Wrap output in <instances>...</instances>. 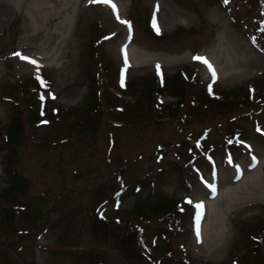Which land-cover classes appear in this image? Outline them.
<instances>
[{"label":"rangeland","instance_id":"374dc122","mask_svg":"<svg viewBox=\"0 0 264 264\" xmlns=\"http://www.w3.org/2000/svg\"><path fill=\"white\" fill-rule=\"evenodd\" d=\"M42 1L0 0V188L9 169L24 181L7 197L0 192V264H130L118 253L116 231L110 233L117 222L139 235L137 246L147 252L141 264H264V246L255 238L264 229V138L252 129L255 123L264 129V0H117L127 22L119 29L97 18L89 0H58L57 21L48 22ZM128 46L131 64L123 57ZM198 51L221 73L242 71L240 77L213 79L193 59ZM17 52L37 57L39 69L18 64ZM177 70L186 92L196 93L177 105L168 90L146 100L131 87L122 92L109 84V73L120 84L121 72L127 81L153 74L162 82ZM34 81L36 88L20 89ZM88 81L97 102L105 83L120 99L107 104L100 94L86 122ZM7 93L20 98L22 118L9 143ZM35 97L44 101L39 109L28 104ZM251 155L261 160V187L245 186L233 202L223 176ZM214 176L224 222L203 217V249L196 248L200 216L192 204L208 193L200 178ZM165 195L182 199L166 221L152 211ZM157 230L170 235L149 246Z\"/></svg>","mask_w":264,"mask_h":264},{"label":"trees","instance_id":"16d2710c","mask_svg":"<svg viewBox=\"0 0 264 264\" xmlns=\"http://www.w3.org/2000/svg\"><path fill=\"white\" fill-rule=\"evenodd\" d=\"M181 73H182L181 71L177 70V71H174V72H171L168 74H164L162 82H157L156 78L154 77L153 74H151V75H149L143 79L135 78V79H130L128 81L125 80L124 84H126L125 85L126 87H122L120 84H118L116 79L114 77H112V75L110 73H109L108 77H109V84H112L118 90H120L122 92H126L127 87H131V88H129L130 90L135 89L136 93L142 94L141 95L142 97H147L146 100H151V98L155 95L156 92H164V91L166 92V90H168L167 92H169L170 94L176 95V99L172 100V102H170V104L172 103L174 105L175 104L177 105V104H179V101H182V103H184V101H183L184 98L193 97V96H190V94H192V95L194 94V96L196 95V93L194 91H192L190 94H189V92H186V90H185L186 79H184L185 77ZM36 82L37 81L31 82L29 85L27 83H20V85H21L20 89L23 91L26 90L24 88V84L29 86V87L34 86L36 88L37 87ZM87 86L89 88L88 93L90 92V94H88L89 100L86 101L87 103H84L85 108L82 109V111L85 110L86 114L89 115V116H84L86 122L91 115L90 113L88 114L87 112H91L92 108L98 107V106L96 107V105L99 104L101 96H103L104 101L107 104L118 105L117 103H118L120 98L118 97V95L116 93H114L108 89L107 83H105V85H103V87L101 88V91H98V102H97V97L95 98V93H94L92 82L88 81ZM163 87H164V89L162 90ZM100 94H101V96H100ZM247 94L248 93L246 91L245 95L247 96ZM5 96H6L5 98H7L6 101L8 100L10 102V107H9V112H10L9 116L10 117H9V121L6 125V133H5V138L7 139L5 141H7L9 143L13 140H17V138L19 136V131L21 130L22 118L18 113V109L16 108L17 107L16 102L18 103L20 101V98H17L10 93H7ZM136 96L139 97V95H136ZM219 97H216V98H219ZM43 102L44 101L40 102V99L39 98L36 99V97H35V100H33L32 102H29L28 104H30V107H36L35 109H39L40 103H43ZM219 102L223 103V98H221V100ZM262 109H264V105H262ZM36 115H37V119H39L40 116L38 115V112H36ZM51 118L53 120V116H51ZM51 118L48 117V122L51 121ZM88 128L92 129L90 126ZM252 129H253V126H252ZM10 144H12V143H10ZM8 173L10 175H8L7 184L0 188L1 193H2V191H4L3 194L5 197H7V195L10 193L11 194L14 193V189H16L18 187H22L24 184V181L16 178L13 170L9 169ZM7 201H9V200H7ZM179 201H182V199L178 198L175 195L174 196L165 195L162 199H159L158 202L153 204L152 211L161 212L162 213L161 218H164V215L166 214L167 217L165 216L166 218H164V219H165V221H166V219L169 220V219H171L172 215H171V212H167V211L170 210V208L173 207L174 205H177ZM182 208H185V207L181 206V208H178L179 210L175 208L173 212L181 213ZM4 210H5L6 214H9L8 217H10L13 214V209L9 208L8 206L6 208H4ZM166 212L170 213V214L167 215ZM185 212H186V209H184L183 213H185ZM179 216H180V214H179ZM1 218H5V217H1ZM96 222H98L99 227L105 223L103 221H96ZM165 226H167V225H165ZM168 226H171V223H168ZM172 227H170V228H172ZM116 228H117V230H115ZM111 229H112V231L110 233H114L116 231V234H115V237H113V240L116 241V247L119 250L118 253L122 258H124L130 264H141L142 262L146 261L147 252L146 253L144 252L143 246H142V248H138L137 242L139 243V241H138L139 235L136 234V231L124 226V223H122V222L114 223L113 226H111ZM247 232H249V231H247ZM159 234H163V235L159 236ZM169 235H170L169 232H166L163 230L159 232V230H157V232L154 234V241L151 243V245L149 244V246L156 247L158 245H160V246L163 245L164 240L162 239L163 238L162 236H164V237L167 236V238H168ZM255 238H259V240H258L259 244L262 243L261 245L264 246V229L259 235H256Z\"/></svg>","mask_w":264,"mask_h":264},{"label":"bare ground","instance_id":"6f19581e","mask_svg":"<svg viewBox=\"0 0 264 264\" xmlns=\"http://www.w3.org/2000/svg\"><path fill=\"white\" fill-rule=\"evenodd\" d=\"M57 1L58 0H54V2H50V0H47L46 5L44 4L45 6L44 5L41 6V8L45 9V11L49 10V11H47V15H46V16H48L47 17V21L48 22L49 21H54V22L57 21V17L59 15V12L57 10L60 9V7L57 4L58 3ZM126 3H128V1ZM88 4H90L89 5L90 8L91 7L96 8V10L94 11V14H95V16L97 18H100L103 22H105L108 25L114 26L116 29H119V28L122 27L123 23L120 22L121 21L120 17H119V20L117 19V14H118V16H120V10H122L121 7H120L121 4H119V6L118 5L116 6V13H113L112 8L109 5H107V4L89 3V2H88ZM51 7H52V9L54 8V10L51 11L50 10ZM60 14H61V12H60ZM60 20H58V21L60 22ZM31 27H32L31 30L38 29V27H36L34 24H31ZM129 50H130L129 46H128V50H126V48H125L127 60L129 62H133L132 61V56H131V53H130ZM37 56L39 58L41 55H37ZM31 59L35 60L34 57L31 58ZM17 61H18V64H20L22 66H31L32 65V64H29L26 61H21L20 59H18ZM214 70L216 72V75H218L217 78H221L224 81L225 80H231L232 78H235V77L236 78L240 77L241 72H242V71L241 72H239V71H235V72L230 71V72H227V73L226 72H222L221 73V71L219 69L214 68ZM257 164L260 165L261 164V160H259V162ZM257 164L254 165L253 167H249L246 163H243V165H242V168H243L242 173L238 177L234 176V175H231L230 171L224 174L223 180H222V181H224L223 182L224 194L230 195L232 197V201L233 200H238L239 198H241L242 195L235 194V193H236V191H239L238 193H240V191L245 190L244 189L245 186H248L249 189H256V190L261 187V185H260V177H259V173L257 171V167L259 165L257 166ZM248 169H250V171ZM223 188L221 190H223ZM250 193H251V191H250ZM219 195H220V191L218 189V191L215 193V195L213 197H212L211 194H208V193L206 194L205 193V194H203V196H200V198H199V204H202L203 207H202L201 212L199 213L200 217L198 216L199 217V219H198L199 220V224L197 225L198 226L197 229H198V232H199V236H197V231H196V234L194 236V245H195L196 248H202L203 249V236H202V233H203L204 226H206V224L208 223L207 220L203 221V219H204L203 217L208 218L209 222H212V223L215 222L217 224H220V223L222 224L224 222V217L222 216L223 213L220 212L221 210H219V208L216 206L217 203L215 202V198L219 197ZM222 196H224V195H222ZM251 196H253V195H251ZM261 196H263V195H261ZM206 198H207V200H206ZM249 199L245 198V200H249ZM240 201H241V199H240ZM228 209H229V207H228ZM207 228H209V227H207ZM216 249H218V247Z\"/></svg>","mask_w":264,"mask_h":264},{"label":"snow or ice","instance_id":"6c2138e0","mask_svg":"<svg viewBox=\"0 0 264 264\" xmlns=\"http://www.w3.org/2000/svg\"><path fill=\"white\" fill-rule=\"evenodd\" d=\"M225 2L227 3V0H225ZM89 3H102V4H107V5H109L112 8L113 13H116V6H115V4H112L111 3V0H89ZM157 10H158V8H157ZM117 19L119 20L118 14H117ZM120 22L121 23H127L126 21H120ZM153 27L158 32V27L155 25V16H154V19H153ZM13 55L16 56V57H19V59L21 61H26L29 64H32L33 66H35L37 69H39V65L37 64V62L35 60H33V59L29 58V57L23 56L19 52L14 53ZM193 59L194 60H198L201 63H204L208 67L209 71L212 73L213 79H215V71L212 68V66L208 63V61L206 60V58H203V57H194ZM157 74L158 75L160 74V72H159V65H157ZM35 78L40 83L41 87H44L45 86V82L39 76L38 71H37V75H36ZM121 86H123V72H121ZM209 89H211V85H209ZM41 99H43V97H41ZM188 202L191 203V201H188ZM196 207L198 209H202L203 205L202 204H197ZM197 236H199L198 229H197Z\"/></svg>","mask_w":264,"mask_h":264}]
</instances>
